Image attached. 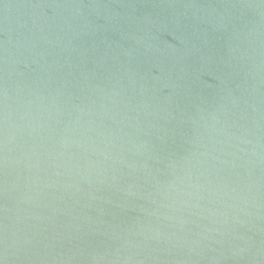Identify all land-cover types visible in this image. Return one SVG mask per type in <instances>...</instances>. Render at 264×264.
<instances>
[{
    "label": "water",
    "instance_id": "1",
    "mask_svg": "<svg viewBox=\"0 0 264 264\" xmlns=\"http://www.w3.org/2000/svg\"><path fill=\"white\" fill-rule=\"evenodd\" d=\"M0 264H264V0H0Z\"/></svg>",
    "mask_w": 264,
    "mask_h": 264
}]
</instances>
